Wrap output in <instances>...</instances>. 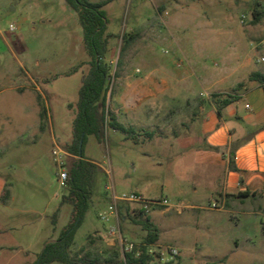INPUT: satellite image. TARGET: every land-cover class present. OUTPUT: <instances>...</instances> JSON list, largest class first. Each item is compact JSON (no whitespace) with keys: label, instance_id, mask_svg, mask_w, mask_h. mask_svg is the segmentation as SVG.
<instances>
[{"label":"rangeland","instance_id":"1","mask_svg":"<svg viewBox=\"0 0 264 264\" xmlns=\"http://www.w3.org/2000/svg\"><path fill=\"white\" fill-rule=\"evenodd\" d=\"M95 1H106L102 7L109 34L105 59L116 73L108 81L111 110L121 81L119 75L143 54L138 49L139 38L122 51L121 36L131 23L152 17L158 0ZM255 3L264 7V0H221L218 7L223 12L235 8L237 25L247 26L253 34L261 27V23L251 22ZM170 39L154 44L155 55L159 59L180 58L185 63ZM257 43L264 51V38ZM88 62L78 15L65 0H0V264H31L46 240L55 239L69 221L72 206L64 203L56 225L51 223V215L67 190L57 178L52 150L66 149L71 141L66 137L71 134L78 89ZM38 95L48 114L42 129L37 115ZM157 148L152 142L135 143L109 126L102 141L87 136L84 156L95 162L97 171L89 207L69 249L72 255L81 256L87 264H122L123 244L132 242L135 247L142 242L145 231L137 215L144 204L120 202L117 218L108 221L100 219L99 213L107 210L113 193L140 194L148 187L152 194L165 193L162 178L173 175ZM141 150L148 151L149 157L142 158ZM73 158L71 154L65 158L66 170ZM159 163L162 166L157 168ZM199 187L205 190L204 185ZM217 200V193L205 195L198 218L202 224L204 216L215 217L218 226L213 228V235L190 234L184 245L194 252L184 250L182 258L173 240L167 244L156 241L148 246L152 259L147 264H163L156 255L167 247L178 250L169 264H264V192L239 205V211L210 209ZM173 202L163 220L169 228L185 230L183 222L195 217L190 210L180 212ZM97 230L103 234L94 233Z\"/></svg>","mask_w":264,"mask_h":264},{"label":"crops","instance_id":"2","mask_svg":"<svg viewBox=\"0 0 264 264\" xmlns=\"http://www.w3.org/2000/svg\"><path fill=\"white\" fill-rule=\"evenodd\" d=\"M220 1L158 0L152 17L131 23L126 33L135 36L128 46L139 38L143 54L119 75L110 110L132 129L135 143L157 144L171 169L173 176L162 178L164 194H152L149 187L139 193L148 200H163L146 207L142 219L157 226L159 244L173 240L181 258L184 250L194 252L184 245L190 234L213 235L218 226L212 214L199 223L205 195H219L212 210L239 211V205L264 192V87L250 77L253 72L264 77V51L257 43L264 38V16L253 23L261 27L252 34L247 26L237 25L235 8L219 10ZM163 39L174 41L185 63L155 55L154 44ZM227 96L232 100L219 109V100ZM140 153L142 158L150 155ZM173 201L180 212L187 209L195 217L183 222L185 230L169 228L163 220Z\"/></svg>","mask_w":264,"mask_h":264},{"label":"trees","instance_id":"3","mask_svg":"<svg viewBox=\"0 0 264 264\" xmlns=\"http://www.w3.org/2000/svg\"><path fill=\"white\" fill-rule=\"evenodd\" d=\"M65 1L78 15V21L82 28L83 43L89 55V67L82 74L78 89V99L75 104L76 111L72 120L71 141L65 149L74 158L70 161L66 170L67 178L64 186L67 187V190L62 193L59 201V206L70 203L72 209L68 223L63 226L54 240L44 243L41 251L31 264H51L53 262L87 264L81 256L72 255L69 251L74 243L76 231L82 224L89 207L97 171L95 162L84 156V145L87 136L93 135L98 141H102L107 126L125 133L126 137H130L132 134V129L121 124L115 114L108 108V81L116 73L112 71L110 62L105 59L108 51L109 34L106 32V12L102 7L106 1ZM263 16L264 7H260L259 3H255L251 22L256 23ZM134 36L130 33L122 34V51ZM250 77L257 79L264 87V77L260 73L253 72ZM38 99L39 127L42 129L48 114L45 104L40 100V95H38ZM231 100V97L228 96L220 99L218 102L219 109ZM149 204L159 205L156 203ZM138 212L139 219H137V222L141 224L145 235L142 242L133 247L131 251H123L124 260L122 264H147L152 259L148 246L157 241L158 228L147 217L142 219V216L147 214V208L141 206ZM58 213L59 207L51 215L53 226L56 225ZM113 254L118 255V252L114 251Z\"/></svg>","mask_w":264,"mask_h":264},{"label":"built area","instance_id":"4","mask_svg":"<svg viewBox=\"0 0 264 264\" xmlns=\"http://www.w3.org/2000/svg\"><path fill=\"white\" fill-rule=\"evenodd\" d=\"M10 29H14V25H11ZM52 156L54 162L57 164V178L61 185L64 186L67 178L65 158L70 156V153H68L65 149L56 147L52 150ZM124 201L142 203L145 208L149 203L161 204L163 202V200H148L142 194L122 193L117 195L113 193L112 201L108 205L107 210L99 213L100 219L108 221L111 217L117 218L118 204ZM213 206H215V204H213ZM123 245V251H131L134 247L132 242H125ZM177 255L178 250L175 247H167L165 250L161 251L160 254L156 255V258L159 263H167L174 260Z\"/></svg>","mask_w":264,"mask_h":264}]
</instances>
